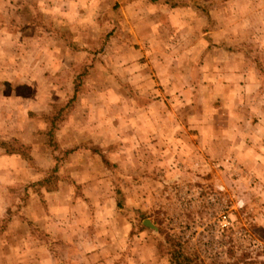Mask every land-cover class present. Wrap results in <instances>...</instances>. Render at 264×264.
<instances>
[{
	"label": "rangeland",
	"instance_id": "374dc122",
	"mask_svg": "<svg viewBox=\"0 0 264 264\" xmlns=\"http://www.w3.org/2000/svg\"><path fill=\"white\" fill-rule=\"evenodd\" d=\"M111 2L0 0V264H264V0Z\"/></svg>",
	"mask_w": 264,
	"mask_h": 264
},
{
	"label": "trees",
	"instance_id": "16d2710c",
	"mask_svg": "<svg viewBox=\"0 0 264 264\" xmlns=\"http://www.w3.org/2000/svg\"><path fill=\"white\" fill-rule=\"evenodd\" d=\"M120 1L124 2L127 0H115V1H113L111 3L109 11L107 12L108 19L112 21L113 25H115L114 29L119 28V25H120V20H121ZM150 1L153 3L160 2V0H150ZM78 92H79V88H78V86H75V90L72 94L71 99L68 102H66L65 104H62L61 108L58 110V114L55 115V117L52 119L51 128H50L48 134L51 138V141H53V143H57L56 140L54 141L55 130H56V121L59 119V115H61V113H63L64 111L68 112L71 109V105H72V103L75 102V99L77 98ZM3 147L6 150L7 154H10V155L18 154L21 157L27 159L28 161H32L31 155L22 149L23 145L20 148H16L14 146H9V145H5ZM76 149H77L76 147L75 148H68V149L63 150V153L66 156L69 153L75 151ZM93 151L95 153L101 154V156L103 157V161H104L105 166L110 167V165H112L113 167L114 166L116 167V165L111 164V162L105 157V155L100 150L93 149ZM116 174L119 175L117 172H116ZM120 192H121L120 189H118L117 190L118 195H120ZM117 207L123 208L122 200H120V198H117ZM4 229H5V222H4V224H2V228L0 230V233ZM140 229H142V228H140ZM132 233L133 232H131V239H132ZM157 239H158L157 244H158V248H159L160 252L169 257L170 264H198L196 259L192 258V255H190L186 252L184 244H183V242H181V240L179 238L178 239H175L172 237L170 238L167 235L162 236V234H161L158 236Z\"/></svg>",
	"mask_w": 264,
	"mask_h": 264
},
{
	"label": "crops",
	"instance_id": "0c3cea01",
	"mask_svg": "<svg viewBox=\"0 0 264 264\" xmlns=\"http://www.w3.org/2000/svg\"><path fill=\"white\" fill-rule=\"evenodd\" d=\"M115 1V0H114ZM128 1H130V0H127V1H120V8H121V6H122V4H126ZM112 2H113V0H112ZM111 2V3H112ZM111 3H110V6H111ZM110 6L108 5L107 6V8H106V10H108L109 11V9H110ZM170 8L169 9H172V7L171 6H169ZM107 11V12H108ZM173 11L174 12H177L176 11V9H173ZM172 11V12H173ZM178 13V12H177ZM153 39H155V38H153L152 36H150L149 37V40H153ZM169 72H170V77L172 78V80H176L177 78H178V73H177V71L175 70V69H169ZM161 81H162V83H165V87L166 88H168V86H169V84L171 83V81L170 80H164V79H161ZM184 87H187L186 85H184ZM234 117V116H233ZM235 118V117H234ZM234 129H237V128H234ZM151 133H153V132H150V135H151ZM201 133V132H200ZM160 134H159V132H158V136H159ZM195 136H199V135H195ZM201 138H203V137H201ZM213 141V140H212ZM212 141L210 142V144L207 142V140H205L204 141V146H205V149H211V147H215L214 145L217 143V141L216 142H214V145H213V143H212ZM204 150V148H202L201 146H199V151H203ZM205 151H207V150H205ZM236 159H237V161H239L238 159H239V157L238 156H235V160L234 161H236Z\"/></svg>",
	"mask_w": 264,
	"mask_h": 264
},
{
	"label": "built area",
	"instance_id": "2783aa9c",
	"mask_svg": "<svg viewBox=\"0 0 264 264\" xmlns=\"http://www.w3.org/2000/svg\"><path fill=\"white\" fill-rule=\"evenodd\" d=\"M230 223L231 222L229 216L227 214H223L220 219L221 229L224 230L226 227L230 225Z\"/></svg>",
	"mask_w": 264,
	"mask_h": 264
},
{
	"label": "water",
	"instance_id": "95a60500",
	"mask_svg": "<svg viewBox=\"0 0 264 264\" xmlns=\"http://www.w3.org/2000/svg\"><path fill=\"white\" fill-rule=\"evenodd\" d=\"M144 223H145L147 226H150V227L154 228L155 230H157V227H156L153 223H151L149 220H146Z\"/></svg>",
	"mask_w": 264,
	"mask_h": 264
}]
</instances>
